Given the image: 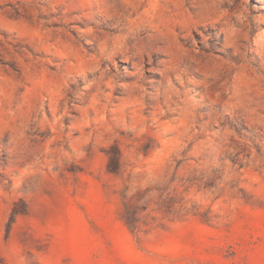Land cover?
Returning a JSON list of instances; mask_svg holds the SVG:
<instances>
[{"label":"rangeland","instance_id":"1","mask_svg":"<svg viewBox=\"0 0 264 264\" xmlns=\"http://www.w3.org/2000/svg\"><path fill=\"white\" fill-rule=\"evenodd\" d=\"M0 264H264V0H0Z\"/></svg>","mask_w":264,"mask_h":264}]
</instances>
